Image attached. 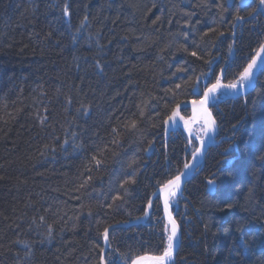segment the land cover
<instances>
[{
  "label": "trees",
  "instance_id": "1",
  "mask_svg": "<svg viewBox=\"0 0 264 264\" xmlns=\"http://www.w3.org/2000/svg\"><path fill=\"white\" fill-rule=\"evenodd\" d=\"M220 2L0 0V264H100L103 229L113 224L106 259L114 252L162 253L167 238L158 199L148 224H122L141 217L153 191L188 161L182 134L165 141L164 120L193 97L188 85L202 73L216 79L233 43L235 14L247 18L256 7L234 3L221 17ZM185 13L195 26L187 42L175 36L186 30ZM209 29L211 43L197 48ZM261 42V15L236 26L225 82L240 74ZM82 105L90 112H77ZM213 113L223 140L208 149L179 198L175 264H264V70L244 99L221 103ZM132 120L136 131L126 127ZM94 155L103 161L99 168ZM133 159L136 183L116 202L122 206L108 209L105 202L124 195L120 182L132 176ZM89 175L91 182L77 191ZM115 261L124 264L119 255Z\"/></svg>",
  "mask_w": 264,
  "mask_h": 264
},
{
  "label": "snow or ice",
  "instance_id": "2",
  "mask_svg": "<svg viewBox=\"0 0 264 264\" xmlns=\"http://www.w3.org/2000/svg\"><path fill=\"white\" fill-rule=\"evenodd\" d=\"M237 0H222V2L217 3L216 7L218 9L219 15H221V17H223V14L225 12H227L229 9H231L233 3H236ZM206 0H201V4H205ZM249 0H239V5L241 8L248 6ZM200 4L196 5V7H199ZM264 9V0H258V4L256 8H253L252 11L248 12L247 16L248 17H254L255 15L258 14V11ZM64 16H68L69 15V8L67 5H65L64 9ZM185 15L187 16V20H185V28L186 30L182 31V32H178L175 34L176 37L179 36H183L185 39V42H187L188 37L190 36V34L192 32L195 31V26L194 25H189V21L192 19L193 14L192 13H185ZM160 19V17H157V20L153 21V24H155L158 20ZM87 20V17L84 18V21ZM245 20L244 16H241L239 14V12H237V14H235L233 21H232V26L233 28H235L237 26V24L242 23ZM84 21L81 22V24H84ZM169 23H171V20L169 21ZM79 30V29H78ZM214 29H209L208 32H205L201 35L200 37V41L199 42H195L196 43V47L199 48L201 46V44H209L211 43L210 40H208V36L209 33L213 32ZM224 33H219V36H223ZM233 36H235V33H233ZM97 44L99 46V41L97 40ZM184 51H187V48L183 49ZM229 51L230 53L233 52V47L232 45H229ZM192 57H195L197 59H199V55L197 51H192L189 53ZM206 63L211 64L212 60L207 61ZM97 67L100 68L101 71H103L102 67L100 66L99 61H97ZM257 68H261L264 69V42H261L259 44L258 49L255 51V54L252 56L251 61L247 64V67L244 68V70L240 73L239 77L237 78L236 81L231 82L227 85H223L221 84L220 78H217V81L215 84H213L210 88L206 89L204 94H203V98L200 99L199 101H193L192 103L194 105H200L201 107V113H200V119L202 120V126L199 129V131H197L196 129H194L193 127L190 126V121L188 120H184V118L182 116H180L178 109L182 106L181 104H177L176 109L172 111L171 115L169 117H167L164 120V125L166 128V131H170V130H174L178 127L179 121H183L184 122V128L185 130L189 133V141L188 143L191 145L193 142V138L196 141H199V146L198 147H194V150L192 152V157L193 160L191 162L185 163L184 164V168L183 170L180 172L179 175H176L170 179H168L167 181H165L164 183L160 184L159 186V194L160 196H162L163 198V203H164V208L166 213L168 214L169 217V222L171 224V229L170 231L167 229L166 227V232H168L167 235V240H166V244L165 247L163 248L162 253L157 254V255H141V256H135L132 257L131 252H126V253H118V252H114L112 253L107 259L105 258L104 252L105 249H101V256H100V264H116L115 261V256L119 255V257L121 259L124 260V264H128V260L131 258V264H170V261H172L175 252H176V248H177V241L179 240V231H178V226L175 222L174 219H172L171 217V213L168 212V207L170 205V203H174L178 197V195L182 194V182H183V177L188 175V173L190 171H192V169L196 166V161L199 160L205 153H204V149L205 146L208 144L209 139L214 140L215 139V135L218 132V124L216 119L212 116V113L208 110V103L211 100H219V96L217 95L218 90L221 88L227 89L228 93L226 94H238L241 90H245L249 87H254V79H255V72ZM178 72H183L184 69L183 68H179L177 69ZM224 71V69H222V72ZM175 75V73L173 74ZM204 74L202 73L200 77H197V81L203 76ZM189 87H191L194 91L197 87V83L196 82H192L190 85H188ZM181 85L177 84L176 85V89L177 90H181ZM171 91V90H169ZM177 92H173L172 95L175 96L177 95ZM145 104H147V101L144 102ZM68 104H71V98H68ZM137 108L139 110V116L141 118L144 117L145 112L143 107H141V105H137ZM84 112V113H89L90 112V108L87 106H81L80 108L77 109V112ZM126 127L129 130L132 131H136L138 129V122L137 120H132L130 124L126 125ZM235 129V125L233 126ZM113 133H115L117 130L115 128H113ZM76 136V133H73V137ZM114 143H118L119 141H113ZM65 144L68 143L67 140L64 141ZM152 142H149V148H151ZM77 148H81V145H76ZM146 151L148 149H145ZM94 162H95V166L97 168H99V166L103 163L102 160L97 159L96 156H92L91 158ZM136 160H131L128 163V167L132 169V176L129 177L128 179L121 181L120 182V188L123 190V196L121 195H117V196H113L112 197V203H107L106 207L108 209H112L114 206L120 207L122 206V203L117 205L116 202L117 201H121L123 202L124 197L127 196L129 194V185H133L136 183V180L134 179L136 172L138 171L137 167H136ZM87 171L91 172V168H88ZM93 179L92 176H88V178L86 180H84L81 185L79 186L78 189H76L77 191H79L80 189L86 187L91 180ZM207 184L209 186V189L212 190L215 187V181L210 179L207 181ZM151 199H149V206H151ZM230 207V205L228 206ZM87 213L89 217H92L93 215H95L93 209L91 207L87 208ZM148 215L147 210H145V216ZM137 219H143V217H138ZM41 222L44 221V217H40ZM33 223H35V219L33 220ZM97 225L101 224L102 221L98 218L96 221ZM119 223V222H117ZM115 224L113 225H108L105 226L103 229V238L105 241V244L107 245L108 249L112 248V245L110 243V231L114 230L115 228ZM47 236L49 239H51L52 237V227L51 225L48 226V232H47ZM19 242V241H18ZM24 243L25 246L28 248V252L26 253V256H29L31 254V247L28 245L27 241L21 242Z\"/></svg>",
  "mask_w": 264,
  "mask_h": 264
},
{
  "label": "water",
  "instance_id": "3",
  "mask_svg": "<svg viewBox=\"0 0 264 264\" xmlns=\"http://www.w3.org/2000/svg\"><path fill=\"white\" fill-rule=\"evenodd\" d=\"M252 1H253V0H249V3H248V4H250ZM237 2H238V5H239V0H238ZM233 4H234V3H233ZM239 6H240V5H239ZM259 11H260V10H259ZM259 11H258V12H259ZM251 18H253V17H247V18H245L244 21H247V20H249V19H251ZM261 70H262L261 68H257V69H256V72H255V79H254V87H255V84H256L257 78H258L259 73H260ZM254 87H249V88H247V89H245V90H241L238 94H234V93H232V94H228V96H229V97H235V98H236V97H244V96L248 95L249 93H251V92L253 91ZM219 90H223V91H225L226 93H228V90H227V89L221 88V89H219ZM202 98H203V97H202ZM181 105L190 109L191 114H192V119H193L195 122H197L198 120H200V113H201V107H200V105H198V104H197V105H194L192 102L181 103ZM182 106H181V107H182ZM207 107H208V105H207ZM208 110H209V108H208ZM209 111H210V110H209ZM212 116H213V115H212ZM178 126H182V125L180 124V122H179ZM170 131H171V130H170ZM170 131H167V133H169ZM216 135H217V134H216ZM216 135H215V138H216ZM215 144H216L215 139H214V140L209 139L208 144L205 146L204 153L206 154V152L208 151V149H209L210 147L214 146ZM198 146H199V145H198ZM205 154H204L199 160L196 161V166L192 169V171H190V172L188 173V175H186V176L183 177L182 189H183L185 183L188 182V181L191 179V177L194 175V172L197 170V168L199 167V165H200V164L202 163V161L204 160V156H205ZM192 160H193V157L191 158V161H192ZM191 161H190V162H191ZM156 195H159V199H160V201H161V205H162V214H163V217H164V219L166 220V222L168 223L169 228L171 229V224H170V222H169V217H168V214L166 213L165 208H164L163 198H162V196H160V194H159V188L156 189L155 192H154V193L152 194V196L150 197L151 201L153 200V198H154ZM147 212H148V215H149V203H148V210H147ZM168 212L171 213V217H172V219L175 220V222H176V224H177V226H178V231H179V240L177 241V248H176L175 255H174L172 261H170V263H171V262H174V261H175L176 253H177V250H178L179 245H180L181 234H180V229H179L178 222L176 221L175 216L173 215L172 210L170 209V207H168ZM148 215H147V216H142L143 219H137V220H134V221H129V222L124 223V224H122V225H123V226H131V225H134V224L143 223V222L145 221V219L148 217ZM103 249H105V252H106L107 245L105 244V241H104ZM105 252H104V255H105Z\"/></svg>",
  "mask_w": 264,
  "mask_h": 264
},
{
  "label": "bare ground",
  "instance_id": "4",
  "mask_svg": "<svg viewBox=\"0 0 264 264\" xmlns=\"http://www.w3.org/2000/svg\"><path fill=\"white\" fill-rule=\"evenodd\" d=\"M233 6V5H232ZM235 29H236V27H235ZM177 106V105H176ZM176 106L173 108V110H175L176 109ZM172 110V111H173ZM178 111H179V114L181 113V107L178 109Z\"/></svg>",
  "mask_w": 264,
  "mask_h": 264
},
{
  "label": "rangeland",
  "instance_id": "5",
  "mask_svg": "<svg viewBox=\"0 0 264 264\" xmlns=\"http://www.w3.org/2000/svg\"><path fill=\"white\" fill-rule=\"evenodd\" d=\"M221 83H223V81H221ZM193 149L191 150V155H192Z\"/></svg>",
  "mask_w": 264,
  "mask_h": 264
}]
</instances>
